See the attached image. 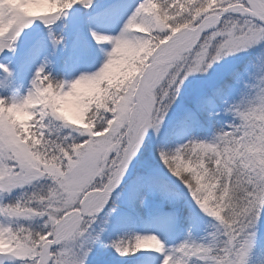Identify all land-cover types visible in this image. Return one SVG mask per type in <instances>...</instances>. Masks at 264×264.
<instances>
[{"label": "snow or ice", "instance_id": "1", "mask_svg": "<svg viewBox=\"0 0 264 264\" xmlns=\"http://www.w3.org/2000/svg\"><path fill=\"white\" fill-rule=\"evenodd\" d=\"M0 264H264V0H0Z\"/></svg>", "mask_w": 264, "mask_h": 264}]
</instances>
